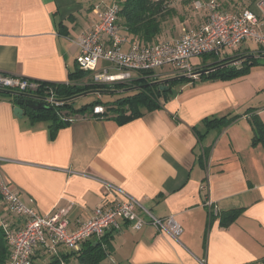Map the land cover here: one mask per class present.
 <instances>
[{
    "label": "crops",
    "instance_id": "crops-1",
    "mask_svg": "<svg viewBox=\"0 0 264 264\" xmlns=\"http://www.w3.org/2000/svg\"><path fill=\"white\" fill-rule=\"evenodd\" d=\"M258 1L234 0L229 9L222 7L255 11ZM110 2L0 0V72L69 84L80 55L78 39L99 21L96 7ZM165 32L162 41L185 33L164 39ZM241 47L230 57L220 54L218 60L236 57L230 65L239 68L247 55L264 56L263 48L252 52ZM253 71L240 79L179 84L162 98L159 109L123 125L113 117L78 114L82 118L61 128L54 138L51 121H33L27 111L17 118L13 97L0 92L4 179L41 215L72 204L67 216L70 230L88 220L105 198L116 201L103 182L121 187L158 218L174 216L183 229L176 240L152 226L135 231L124 223L120 232L106 233L104 244L110 249L102 264H260L264 146L253 144V119L264 124V96L258 94L260 81L251 80ZM101 95L96 99L103 101ZM225 116L239 118L219 127L203 123ZM0 210L12 229L24 227V218L1 201ZM235 210L240 215L223 225V215ZM101 240L89 239L84 246ZM70 255L60 251L47 258L39 248L35 259L36 264H80L75 256L65 258Z\"/></svg>",
    "mask_w": 264,
    "mask_h": 264
},
{
    "label": "built area",
    "instance_id": "built-area-1",
    "mask_svg": "<svg viewBox=\"0 0 264 264\" xmlns=\"http://www.w3.org/2000/svg\"><path fill=\"white\" fill-rule=\"evenodd\" d=\"M195 6L206 11L202 24L189 29L178 39L150 45L131 43L121 34L117 4L96 7L99 21L77 42L80 50L77 67L91 74L97 85L130 83L143 77L144 73H153L151 76L155 79L157 71L163 68H169L177 77L199 80L203 66L196 68L192 64V60L199 56L215 55L218 58L222 50H235L250 40L264 49V0L256 3L255 11L248 8L239 12L228 11L218 0L197 1ZM42 84L0 72V90L38 96L51 107L62 106L52 88L39 91ZM104 112V106H96L93 115ZM65 118L70 123L77 120L73 116ZM3 162L5 160L0 158V196L12 214L25 220L23 228L8 232L11 247L8 264H36L39 248L44 249L47 258L58 255L60 251L78 253L89 239H101L111 230L120 232L124 223L130 224L135 231L152 226L159 233L176 240L183 232L174 216H154L121 187L108 182H103L106 191L117 198L116 201L105 198L104 203L90 213L88 220L70 230L67 216L73 205L53 214H39L34 207L24 204L20 195L5 181L1 170ZM31 202L34 203L33 200ZM212 205L207 203L214 211ZM260 264H264V259Z\"/></svg>",
    "mask_w": 264,
    "mask_h": 264
},
{
    "label": "trees",
    "instance_id": "trees-1",
    "mask_svg": "<svg viewBox=\"0 0 264 264\" xmlns=\"http://www.w3.org/2000/svg\"><path fill=\"white\" fill-rule=\"evenodd\" d=\"M110 4L103 3L104 6H111L117 4L119 6L118 25L121 34L126 36L131 43L150 45L160 42L163 34V24L167 18L172 15V12H166L165 0H107ZM202 1V0H190ZM209 1V0H203ZM209 56V55H208ZM235 58H227L224 61H219L218 58L213 59V63L207 67L203 66L200 71L206 68H215L208 74H202L199 81H215V80H233L239 78L250 72V68L257 64L256 57H251L242 61V67H232L229 63ZM89 74V73H88ZM86 72L80 70L78 67L69 73V84H48L43 83L39 90L44 88H52L58 101L62 103L59 108L51 107L50 110L34 111L25 108V112H29V117L33 120L45 119L51 121V136L54 138L57 132L70 124L66 117L78 114H85L87 112L93 113L96 106H104L105 112L103 114H94L95 118L107 119L115 118L119 124H127L134 119L141 117L145 111L151 112L161 107L162 98L167 99L174 87L185 82L195 83L196 80L185 77H176L160 82L158 78H153V73H144L143 77L137 78L130 82V84H120L114 86L97 85L83 81L88 77ZM124 89L129 93L124 97L117 99L112 103H104L102 99L96 100L93 104L76 109L73 102L77 97L89 93H98L99 91H111ZM111 93V92H110ZM13 101L17 104L19 97L13 96ZM144 110V111H143ZM250 111V110H249ZM65 114V116H64ZM225 116L222 118H207L203 123L208 127L226 126L236 121L239 116ZM253 144L261 143L264 146V124L255 117ZM0 201L4 208L6 203L0 196ZM8 207V206H7ZM4 211V210H2ZM0 210V264H8L11 256V247L8 240V232L12 230V224L9 223L3 212ZM10 211V210H9ZM241 211L235 210L223 215V225H228L234 221ZM106 237L98 242H90L86 247L83 245L82 250L78 253H71L72 255L65 257H74L79 260L80 264H102V262L109 255V247ZM106 245H105V244ZM105 249H104V247ZM50 264H59L58 261H53Z\"/></svg>",
    "mask_w": 264,
    "mask_h": 264
},
{
    "label": "rangeland",
    "instance_id": "rangeland-1",
    "mask_svg": "<svg viewBox=\"0 0 264 264\" xmlns=\"http://www.w3.org/2000/svg\"><path fill=\"white\" fill-rule=\"evenodd\" d=\"M166 1V12H172V15L174 17L172 18L171 15L167 18L166 22H164L163 27L166 30L164 34V39L169 36L170 38L173 36H178L180 33L188 31L189 29H192L194 27H197L198 25L202 24L206 17V11L205 10H198L195 6V3L197 1H190V0H165ZM203 1V0H202ZM221 5L230 6V3L233 4L234 0H218ZM246 2H250V0H246ZM239 3H242L241 1ZM229 9V8H228ZM163 39V40H164ZM162 41V40H161ZM242 49H249L252 52H258L261 49V46L257 44L254 41H246L243 43ZM236 53L235 50H222V55H228L229 57L231 55H234ZM216 58L215 55H205V56H199L192 60V64L197 68L199 66H209L213 63V59ZM257 64L253 65L250 69L253 71V76L251 77V80H259V95L264 96V56H259L256 58ZM242 67V66H241ZM239 67V68H241ZM252 72V71H251ZM157 73L160 74L159 79L161 81L176 78L169 68H163L161 70H158ZM88 74V73H87ZM249 73H246L245 75L236 78H244ZM88 77L83 81V83L88 84L92 83L95 84L93 76L91 74L87 75ZM160 81V82H161ZM130 84V83H126ZM120 85V84H117ZM108 86V85H107ZM119 90H113L112 93H103L101 96L104 97V103H112L116 101L117 99H120L127 95L129 92L124 91V89L118 88ZM98 94L96 93H89L85 94L83 96L77 97L74 102L73 106L76 109H81L84 106L93 104L96 100V96ZM144 111V110H143ZM70 117V116H69ZM73 118L80 119L82 116L74 115ZM39 264H47L45 263H39Z\"/></svg>",
    "mask_w": 264,
    "mask_h": 264
},
{
    "label": "water",
    "instance_id": "water-1",
    "mask_svg": "<svg viewBox=\"0 0 264 264\" xmlns=\"http://www.w3.org/2000/svg\"><path fill=\"white\" fill-rule=\"evenodd\" d=\"M251 57H255V55H247L244 57V59H248ZM231 63H232V61H230L229 63H227L225 65H228ZM213 69H215V68H206L205 70L200 71V74L201 75L202 74H208ZM161 82H163V81H161ZM0 92L19 97L17 104H16V107L14 108V114L17 118H23V115L25 113V108H28V109H31L34 111L50 110L51 109V106L43 103L42 99L38 96L28 95V94H23V93H17V92L8 91V90H0ZM110 92L112 93L113 90H111V91H99L97 94L110 93Z\"/></svg>",
    "mask_w": 264,
    "mask_h": 264
}]
</instances>
